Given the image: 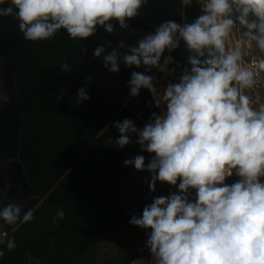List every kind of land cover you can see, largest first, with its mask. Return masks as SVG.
<instances>
[{
    "label": "clouds",
    "instance_id": "obj_1",
    "mask_svg": "<svg viewBox=\"0 0 264 264\" xmlns=\"http://www.w3.org/2000/svg\"><path fill=\"white\" fill-rule=\"evenodd\" d=\"M182 2L188 6L193 0ZM198 2L203 14L192 23L163 22L126 52L112 49L105 54L112 48L111 42L93 51L109 73H118L122 61L126 67L143 64L145 72L154 67L169 75L174 71L166 68L171 57L161 63L165 50L172 53L183 40L188 52L190 68L184 67L179 81L169 83L163 94L154 86L155 77L131 73L130 96L148 89L162 114L153 112L142 129L131 119L116 122L120 135L115 145L123 149L136 134L141 150L154 156L147 165L142 155L125 160L124 165L151 173L152 191L157 180L173 186L179 180L180 191L154 197L142 215L133 216L129 223L151 229L146 244L151 264H264V103H254L250 95L264 82V0ZM144 3L146 0H0V18L17 20L26 41H48L62 29L70 39L84 41L97 32L98 25L112 33L114 25L109 21L127 30V20L137 17ZM235 33L246 47L235 44ZM118 48L124 49V43ZM253 50L258 57L252 64L246 63L244 57ZM82 51L86 53L87 48ZM6 62L0 56V66ZM76 67L62 62L60 70L67 74ZM92 80L88 76L78 90V103L90 99L87 85ZM11 101L0 81V111ZM13 163L9 157L0 161V168ZM233 174L239 180L226 184ZM190 189L195 190L194 201ZM65 217L58 208L53 225ZM33 219V211H24L15 200L0 208V220L8 226ZM6 237L7 233L0 234V245L14 250L15 239ZM5 255L0 247V259Z\"/></svg>",
    "mask_w": 264,
    "mask_h": 264
},
{
    "label": "trees",
    "instance_id": "obj_2",
    "mask_svg": "<svg viewBox=\"0 0 264 264\" xmlns=\"http://www.w3.org/2000/svg\"><path fill=\"white\" fill-rule=\"evenodd\" d=\"M202 14L198 0L188 6L182 0H146L138 16L127 20L129 28L125 31L141 30L146 35L163 22L183 25ZM115 25L121 29L118 22ZM82 49L83 41L70 39L65 30L34 48L20 63L16 83L25 117L20 159L30 183L45 199L27 203L24 211L34 213L29 223L8 226L0 220V229L7 230V238H14L17 245L12 251L0 245L6 252L0 264H131L142 256L140 251L131 250L100 257L109 235L123 231L137 235V230H144L129 223L133 216L113 197L124 180L138 171L125 166L124 161L142 155L147 165L154 156L141 150L136 134L123 149L116 146L120 133L115 123L131 119L142 129L153 112L161 115V108L155 107L148 89H141L137 97L130 96L131 73L150 74L130 68L119 72L123 88L116 98L109 99L105 88L94 87L88 90L87 101L78 103L76 95L60 104L77 71L76 67L65 74L60 65L67 62L77 66L83 58ZM172 54L176 62L170 67L174 69L171 81L176 83L183 68H190L183 40ZM109 140L112 142L107 143ZM238 180L233 174L226 182L231 185ZM7 203L4 200L0 208ZM58 208L66 217L54 226Z\"/></svg>",
    "mask_w": 264,
    "mask_h": 264
},
{
    "label": "water",
    "instance_id": "obj_3",
    "mask_svg": "<svg viewBox=\"0 0 264 264\" xmlns=\"http://www.w3.org/2000/svg\"><path fill=\"white\" fill-rule=\"evenodd\" d=\"M18 21L8 17L0 18V56H3L7 61L0 66V81L3 82L4 89L11 95L12 101L3 111H0V161H7L11 157L15 163L6 165L0 168V204L6 200H15L17 203L25 206L30 199L44 200L42 195L30 183L25 166L20 159L22 130L25 122V117L22 112L20 94L18 91L16 77L22 60L34 48L44 45L47 41L30 42L26 41L18 27ZM114 25V31L108 33L103 27L97 26V32L83 41V47L87 48V52L83 53L82 60L77 65V71L65 88L60 98V104L65 103L75 97L78 90L85 86V79L92 76L93 80L87 85L88 90L94 87H103L106 89L109 99H114L122 91L123 85L118 73H109L104 67L102 59H97L93 56V51L97 46L104 45L106 42H111L112 48L106 49V53L117 49L121 52H126L129 47L138 46V41L144 38L145 34L141 30L125 31L119 29L115 25V21H109ZM60 30L54 38L61 32ZM53 38V39H54ZM123 42L124 49H119L118 45ZM171 57V62L166 66L168 70L175 64L176 59L172 53L165 50L161 57L163 64L165 57ZM130 68L135 70H145L142 64L139 68L136 66L126 67L120 62V70ZM159 74H168V71H161L157 68H152ZM172 75V74H171ZM16 226V225H14Z\"/></svg>",
    "mask_w": 264,
    "mask_h": 264
},
{
    "label": "rangeland",
    "instance_id": "obj_4",
    "mask_svg": "<svg viewBox=\"0 0 264 264\" xmlns=\"http://www.w3.org/2000/svg\"><path fill=\"white\" fill-rule=\"evenodd\" d=\"M149 72L150 76L155 77L154 86L157 88L158 92L163 94L166 86L172 83V75L159 74L154 71ZM151 176L152 174L147 171L143 174H140L139 171L133 172L124 180V186L119 187L116 195L113 197L114 201L131 216H141L144 207L150 205L154 197H168L172 193H179V180L176 186H169L168 183L157 180L155 191H152L149 187ZM225 183L227 184L226 181ZM129 185H131V187H129ZM163 189H166L165 193L162 192ZM190 193V199L194 201L195 190L190 189ZM150 231L151 229H144L143 231L137 230V235L129 234L124 231L117 235H109L110 239L103 243L100 257L106 258L107 256L121 255L124 251L129 252L131 250H138L142 253V256L136 260H143L145 264H151L152 255L149 248L146 246L148 239L147 234Z\"/></svg>",
    "mask_w": 264,
    "mask_h": 264
},
{
    "label": "built area",
    "instance_id": "obj_5",
    "mask_svg": "<svg viewBox=\"0 0 264 264\" xmlns=\"http://www.w3.org/2000/svg\"><path fill=\"white\" fill-rule=\"evenodd\" d=\"M234 37H235L234 42L237 46L246 47V45L244 44L243 39L239 33H235ZM232 43H233V40L230 38L229 46H231ZM258 55H259L258 52L253 50L251 55L244 57V60L246 63L252 64L255 61V59L258 57ZM261 76L264 77V73H261ZM250 95L252 96L254 103H257V102L258 103H264V82H262V84L255 91L250 93ZM2 233H7V237H8V231L7 230L0 229V234H2Z\"/></svg>",
    "mask_w": 264,
    "mask_h": 264
}]
</instances>
